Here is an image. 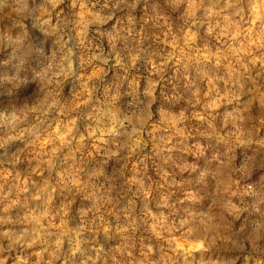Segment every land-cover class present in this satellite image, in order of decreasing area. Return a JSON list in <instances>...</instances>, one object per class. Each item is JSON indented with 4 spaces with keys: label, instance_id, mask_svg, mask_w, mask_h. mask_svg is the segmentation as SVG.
Instances as JSON below:
<instances>
[{
    "label": "clouds",
    "instance_id": "obj_1",
    "mask_svg": "<svg viewBox=\"0 0 264 264\" xmlns=\"http://www.w3.org/2000/svg\"><path fill=\"white\" fill-rule=\"evenodd\" d=\"M0 264H264V0H0Z\"/></svg>",
    "mask_w": 264,
    "mask_h": 264
}]
</instances>
